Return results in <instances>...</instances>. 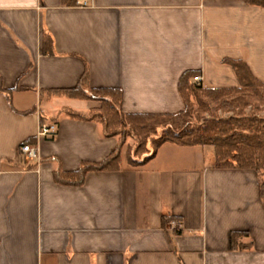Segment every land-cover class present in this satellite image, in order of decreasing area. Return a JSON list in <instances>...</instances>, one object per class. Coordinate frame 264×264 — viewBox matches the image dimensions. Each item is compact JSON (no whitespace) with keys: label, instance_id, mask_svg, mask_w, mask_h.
Here are the masks:
<instances>
[{"label":"crops","instance_id":"0c3cea01","mask_svg":"<svg viewBox=\"0 0 264 264\" xmlns=\"http://www.w3.org/2000/svg\"><path fill=\"white\" fill-rule=\"evenodd\" d=\"M75 2L0 0V264H264L255 170L218 168L211 145L164 142L139 166L124 160L87 172L81 185L56 183L57 167L101 162L119 142L64 111L85 115L98 102L58 103L68 96L49 93L75 87L86 70L90 88L121 91L123 113H174L185 70L204 87L238 85L224 59L243 60L264 84V7ZM45 33L52 54L42 51ZM41 125L53 135H40ZM23 143L37 147V161L25 159ZM231 232L242 233L239 247Z\"/></svg>","mask_w":264,"mask_h":264},{"label":"trees","instance_id":"16d2710c","mask_svg":"<svg viewBox=\"0 0 264 264\" xmlns=\"http://www.w3.org/2000/svg\"><path fill=\"white\" fill-rule=\"evenodd\" d=\"M61 1L65 4L76 0ZM243 1L264 7V0ZM42 51L45 54L53 53V38L47 33L43 35ZM223 61L231 66L238 85L233 88L204 87L193 81L199 75L198 71L185 70L177 84L183 108L174 113H123L121 91L117 88H90L86 70L75 87L49 91L99 102V108L90 109L85 115L68 109L64 111L71 117L100 124L105 137H117L119 142L115 150L101 162L82 161L78 169L73 171L57 167L52 172L54 181L81 185L89 171L117 170L124 160L130 166H139L149 160L162 143L173 142L189 146L211 145L218 168H251L255 170L263 190L264 84L252 75L243 60ZM248 106L251 109L245 112ZM218 111L231 114L222 117L217 114ZM260 111H263L262 115ZM128 137L134 140L133 148L126 144ZM147 145H151V148ZM124 147L126 150L123 155ZM141 147L143 150L140 151ZM241 235V232H231L233 247H239L236 238Z\"/></svg>","mask_w":264,"mask_h":264},{"label":"built area","instance_id":"2783aa9c","mask_svg":"<svg viewBox=\"0 0 264 264\" xmlns=\"http://www.w3.org/2000/svg\"><path fill=\"white\" fill-rule=\"evenodd\" d=\"M75 5L78 7H86L88 5V0H76ZM193 80L198 82L199 77L196 76L193 78ZM54 130L55 129L53 125H41L39 128V134L42 136H50ZM20 151L24 155L25 159L29 161H37L39 159L38 149L32 144L23 143L20 147Z\"/></svg>","mask_w":264,"mask_h":264},{"label":"rangeland","instance_id":"374dc122","mask_svg":"<svg viewBox=\"0 0 264 264\" xmlns=\"http://www.w3.org/2000/svg\"><path fill=\"white\" fill-rule=\"evenodd\" d=\"M68 99H70V97H67V99H57V102L58 103H67V104H70V103H72V102H70ZM98 108L100 107V103L98 102ZM251 108H250V106H248L246 109H245V112H248L249 110H250ZM260 109H262V106H260ZM217 114L219 115V116H222V117H226V116H228V115H230L231 113L230 112H221V111H218L217 112ZM260 115H262L263 114V111H260V113H259ZM140 140V139H139ZM126 144H128L129 145V147H131V148H133L134 147V145H132V144H134V140H133V138H131V137H128V139H127V141H126ZM148 146V148L150 149L151 148V145H147ZM125 148V150H126V147H124ZM141 150H143V148L141 147L140 148V151ZM139 151H136V153H138Z\"/></svg>","mask_w":264,"mask_h":264}]
</instances>
